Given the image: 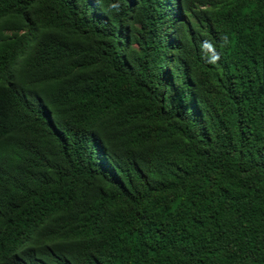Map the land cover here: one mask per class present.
I'll list each match as a JSON object with an SVG mask.
<instances>
[{
  "label": "trees",
  "instance_id": "1",
  "mask_svg": "<svg viewBox=\"0 0 264 264\" xmlns=\"http://www.w3.org/2000/svg\"><path fill=\"white\" fill-rule=\"evenodd\" d=\"M0 264H264V0H0Z\"/></svg>",
  "mask_w": 264,
  "mask_h": 264
}]
</instances>
